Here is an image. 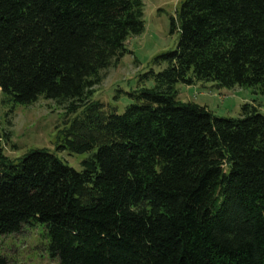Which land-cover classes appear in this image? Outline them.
Returning a JSON list of instances; mask_svg holds the SVG:
<instances>
[{
    "label": "trees",
    "instance_id": "trees-1",
    "mask_svg": "<svg viewBox=\"0 0 264 264\" xmlns=\"http://www.w3.org/2000/svg\"><path fill=\"white\" fill-rule=\"evenodd\" d=\"M143 6L0 0V90L80 110L56 148L90 152L76 170L46 149L13 162L0 143V236L42 224L57 264H264L261 105L220 117L176 89L264 94V0H182L175 49L152 59L165 66L139 76L153 86L117 113L91 96L144 31Z\"/></svg>",
    "mask_w": 264,
    "mask_h": 264
},
{
    "label": "rangeland",
    "instance_id": "rangeland-1",
    "mask_svg": "<svg viewBox=\"0 0 264 264\" xmlns=\"http://www.w3.org/2000/svg\"><path fill=\"white\" fill-rule=\"evenodd\" d=\"M181 1L142 0L144 31L128 38L126 47L130 53L124 54L117 65L104 70L103 79L94 87L92 100L115 107L117 113H122L128 104L134 102L129 92L142 86H153L151 78L140 81L139 75L150 69L160 71L165 64H155L152 59L175 49L179 38L176 11ZM211 85V82L199 81L192 85L178 83L177 99L205 105L220 117L238 116L241 105L246 102L260 104L264 112V94L256 92L255 87L217 88ZM9 97L0 90V143L4 155L17 162L31 150L46 149L74 169L81 170V161L90 152L75 153L56 148L61 143L60 131L80 110L65 114L64 108L52 99L39 98L24 105ZM47 245L45 228L39 223L24 226L20 233L0 236V252L8 264H57V259L49 255Z\"/></svg>",
    "mask_w": 264,
    "mask_h": 264
}]
</instances>
